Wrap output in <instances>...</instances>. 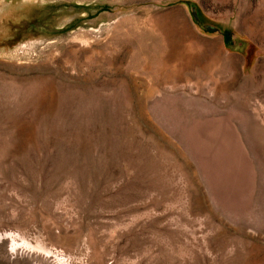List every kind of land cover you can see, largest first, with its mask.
Segmentation results:
<instances>
[{
  "label": "rangeland",
  "instance_id": "obj_1",
  "mask_svg": "<svg viewBox=\"0 0 264 264\" xmlns=\"http://www.w3.org/2000/svg\"><path fill=\"white\" fill-rule=\"evenodd\" d=\"M0 264H264V0H0Z\"/></svg>",
  "mask_w": 264,
  "mask_h": 264
},
{
  "label": "trees",
  "instance_id": "obj_2",
  "mask_svg": "<svg viewBox=\"0 0 264 264\" xmlns=\"http://www.w3.org/2000/svg\"><path fill=\"white\" fill-rule=\"evenodd\" d=\"M196 22L198 23V26L201 28V29H204V27L201 25V23L199 22V20L197 19V16H196ZM227 36H229L228 33H225V37L227 38Z\"/></svg>",
  "mask_w": 264,
  "mask_h": 264
}]
</instances>
